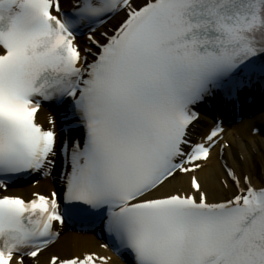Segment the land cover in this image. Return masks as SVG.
I'll use <instances>...</instances> for the list:
<instances>
[{"label":"snow or ice","instance_id":"1","mask_svg":"<svg viewBox=\"0 0 264 264\" xmlns=\"http://www.w3.org/2000/svg\"><path fill=\"white\" fill-rule=\"evenodd\" d=\"M257 83L264 0H0V264H111L53 252L66 229L131 264H264V180L224 161L210 192L229 145L220 123L196 131L199 105ZM53 171L50 192H9Z\"/></svg>","mask_w":264,"mask_h":264},{"label":"bare ground","instance_id":"2","mask_svg":"<svg viewBox=\"0 0 264 264\" xmlns=\"http://www.w3.org/2000/svg\"><path fill=\"white\" fill-rule=\"evenodd\" d=\"M204 118V117H203ZM251 124L257 126L258 124L264 125V113L254 117L251 121L243 122L229 129L225 135L224 142L229 141L230 145L225 149V158L229 165L234 168L237 172L244 169L247 174H250L254 180H264V136L255 137L248 133V126ZM238 150L242 158L236 157L235 151ZM261 167V169H260ZM223 174V169L214 154L212 161L208 164L207 168L201 173L202 178L205 181V186L210 192L215 195H223L222 190L216 183L217 177ZM40 184L46 185L44 181H40ZM50 186L54 187V183L50 181ZM181 185H173L172 187H179ZM182 186L187 188V179L185 178L182 182ZM91 248L100 249L97 240L93 237V234H76L74 233L73 238L65 240L58 247L53 248L60 253H67L74 248ZM107 253L110 254L109 251ZM44 256L41 257V264L44 263ZM116 264H121L117 262Z\"/></svg>","mask_w":264,"mask_h":264},{"label":"rangeland","instance_id":"3","mask_svg":"<svg viewBox=\"0 0 264 264\" xmlns=\"http://www.w3.org/2000/svg\"><path fill=\"white\" fill-rule=\"evenodd\" d=\"M239 154H240V153H239ZM240 158H242V156H241V155L239 156V159H240ZM218 177H219V176H218ZM61 241H65V238H64V239H62Z\"/></svg>","mask_w":264,"mask_h":264}]
</instances>
